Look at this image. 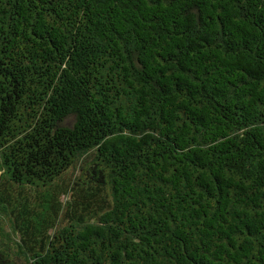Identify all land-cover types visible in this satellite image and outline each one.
Here are the masks:
<instances>
[{
  "label": "trees",
  "instance_id": "obj_1",
  "mask_svg": "<svg viewBox=\"0 0 264 264\" xmlns=\"http://www.w3.org/2000/svg\"><path fill=\"white\" fill-rule=\"evenodd\" d=\"M0 264H264V0H0Z\"/></svg>",
  "mask_w": 264,
  "mask_h": 264
}]
</instances>
